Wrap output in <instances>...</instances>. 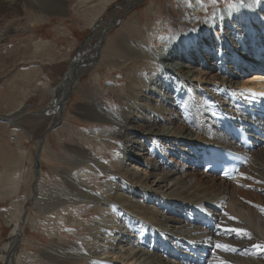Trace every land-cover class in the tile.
Returning <instances> with one entry per match:
<instances>
[{
	"label": "bare ground",
	"instance_id": "obj_1",
	"mask_svg": "<svg viewBox=\"0 0 264 264\" xmlns=\"http://www.w3.org/2000/svg\"><path fill=\"white\" fill-rule=\"evenodd\" d=\"M24 1L32 5L37 2L40 10L58 9L53 0H0V12L17 9ZM127 1L131 2L128 6L135 2ZM179 3L181 18L186 17V32L192 34L182 37L176 31L164 38L159 48H152L148 31L137 23L126 22L129 32L120 33L108 53L109 59L102 60L112 68H120L125 79L121 86L105 83L114 92L113 108L93 96L80 106L86 120L107 124L102 129L93 127L78 133L85 141L93 142L91 149L95 152L99 150L96 142L111 146L106 158L78 141L64 144L71 155L65 159L70 167L58 169L64 185L45 189L39 183L40 154L45 147L38 146V138V176L34 171L35 155L29 167L36 194L21 202L13 201L6 220L10 236L2 245L0 264H22L19 252L9 257L4 253L20 229L23 236L27 224H37L41 208L47 218L56 219L52 221L57 230L60 223L70 227L84 223L74 210L68 212L70 206L80 209L83 202L89 205L82 211L93 206L96 217L91 219L85 235L80 229L82 240L60 242L57 232L50 231L55 238L45 248L41 264H264V251L253 247L264 245V210H257L264 208L262 201L256 192L257 198L251 199L245 189L228 188L231 181L204 171L201 154L203 149L208 153L210 146L240 148L225 130L231 123L247 129V122L255 123L264 131V70L249 67L255 55H264V0H238L229 12L216 10L205 24L198 21L193 10L184 11L186 2ZM114 19V24L122 20ZM111 24L108 21L98 30L94 28L93 33L99 34L97 42L92 48L85 44L80 49L82 58L95 63L102 58L104 37ZM191 38L208 47L194 48ZM82 71L83 67L79 74ZM79 74L70 84L46 89V93L59 100L61 94L64 97L76 89ZM55 104L51 100L50 108L44 110V114L52 115L42 132L44 143L50 130L60 124L66 128V100L62 102L61 118ZM249 108L256 111L253 118L246 111ZM11 113L5 118L12 119ZM254 138L255 148L244 151L248 160L232 180L245 172L250 174L241 184L250 190L262 187L259 182L264 178V136L256 134ZM81 165L89 170L75 175L72 169ZM86 172H92L94 181H89ZM97 178L100 186L95 189ZM27 206L28 215L24 212ZM221 224L223 228L244 229L248 235L225 231L218 227ZM217 244L231 247L218 248ZM34 259L33 264H38V255Z\"/></svg>",
	"mask_w": 264,
	"mask_h": 264
},
{
	"label": "rangeland",
	"instance_id": "obj_2",
	"mask_svg": "<svg viewBox=\"0 0 264 264\" xmlns=\"http://www.w3.org/2000/svg\"><path fill=\"white\" fill-rule=\"evenodd\" d=\"M54 2L58 7L57 10L55 9L56 11L49 8L40 10L41 5L37 2H33L32 5L26 4L24 1V4H20L17 9L0 12V117L5 119L0 118V175H2L0 177V256L3 253L2 245L8 242V236H10L11 228L7 226L6 220L11 214L13 201L21 202L36 194V191H32L29 167L33 163L37 140L42 135L47 122L52 118V115L44 114V110H48L51 106V96L46 93V89H50L58 83L77 51L85 44H89L90 48L95 45L99 34L93 33L94 28L98 27L96 29L98 30L99 26H105L108 21L113 23L114 16L122 19L121 22L118 20V23L108 27L104 37V47L101 50L102 58L99 57L100 59L97 58L96 63L84 66L85 72L82 71L80 74L79 68L76 89L69 90L71 93L68 95L64 91L66 95L65 120L63 118L62 121L64 120L66 128L60 124L56 130H50L49 133L46 131L48 135L43 144L45 148L40 154L42 173L39 183L40 187L43 185L45 189L47 187L50 189L52 185H64L65 179L58 169L69 168L65 159L71 156L67 153L68 147H65L64 144L73 145L78 141L90 149L94 148L93 142L85 141L80 134L83 131H88L89 128L102 129L107 126L103 122L86 120L80 114V106L82 107L93 96L113 108L115 104L114 92L112 88L106 87L105 83L116 82L121 86V82L125 79L120 68V70L116 67L112 68L102 60L109 59V54L112 52L113 45L118 42L120 33L129 32V29H126L128 22L137 23L143 31H148L151 37L150 45L152 48H159L164 38L173 36L176 31L182 37L192 34L191 31L190 33L186 32L188 31L184 26L186 17L181 18L179 2H186L188 6H184V11L193 10L198 15V21L201 20L200 22L205 24L209 18H213L211 16H214L216 10L221 9L229 12L237 5L238 0H133L134 3L131 6H128L131 2L127 0H53L52 3ZM198 2L200 3L198 4ZM196 6L199 8L193 9ZM189 22L194 27L195 22H192L191 19ZM95 24L97 25L95 26ZM176 25H180V28ZM209 36L211 35L209 34ZM109 39L110 41L107 43ZM191 40V44L193 47L196 46L194 47L196 49L208 47L206 43H198L193 38ZM95 70L98 72L96 75L93 73ZM9 112H12L11 115H13L10 120L5 118L6 113ZM19 128L22 130L19 131ZM23 132L29 136V139L25 140V143H29V151H25L27 156L24 163L20 162L19 167L15 169L13 166H9L15 157L12 153V148L16 147L17 142L15 134H23ZM96 144L99 150L95 152L94 149H91L92 152L106 158L111 146L106 147L104 143L101 145L99 142ZM83 169L89 170L86 165L72 170L75 175H78L79 171L82 172ZM91 174L92 172H86L85 175L89 177V181H94L95 178ZM249 176L250 174L245 172L238 180L228 183V188L245 189L251 199L257 198L254 195L256 192L258 199L264 205V178L259 182L262 187L258 186L259 188L250 190L249 187L241 185L247 181ZM16 181L17 184L14 185ZM99 181L97 178L95 189L99 188ZM80 205V209L76 205L70 206L68 212L74 210L75 215L82 216L84 223L75 227L60 223L57 230L53 227V221L56 219L50 220L46 217L47 215H44L43 209H40L37 224L33 227L27 224L24 228L18 250L22 264H33L36 255H38V264L44 263L40 260L45 254V248L50 247L55 238V235L50 234V231L57 232L60 242L82 240V237L78 236L80 229L81 234L85 235L87 226L91 219H95L96 215L93 206L85 212L82 211L89 203L83 202ZM257 210L263 211L264 208L259 207ZM25 213L28 215L27 210ZM49 264L60 263L50 262Z\"/></svg>",
	"mask_w": 264,
	"mask_h": 264
},
{
	"label": "water",
	"instance_id": "obj_3",
	"mask_svg": "<svg viewBox=\"0 0 264 264\" xmlns=\"http://www.w3.org/2000/svg\"><path fill=\"white\" fill-rule=\"evenodd\" d=\"M112 23V22H111ZM114 24V23H112ZM111 24V25H112ZM97 24H95L96 26ZM92 34V33H91ZM80 51V50H79ZM79 51H77L74 55H73V58L70 60L69 62V66H68V69H67V72H65L64 76L62 77L61 81L56 84L55 86V90L60 88L61 86H65L66 83H71V79H74L76 73L78 72L79 68L81 67H84V66H87V65H91V63L93 64L94 61L89 59V58H82L79 54ZM63 89V92H64V88ZM70 92L68 91L66 95H68ZM65 95V96H66ZM63 97L62 94L59 96V100L58 99H52L54 103H56L55 105L58 107V109L60 110V118L62 116V113H63V107H62V102L64 100H66V97ZM43 134V133H42ZM44 136L41 135L40 136V140H39V144L38 146L39 147H42L44 142ZM39 148L37 147V150H36V154L34 156V160H35V167H34V171H35V175L38 176V170H39V162H38V154H39ZM27 208L25 207L24 208V211L26 212ZM25 219V216H23L21 219H20V224H22V222L24 221ZM21 230V229H20ZM18 231L17 235L15 236L14 238V242L11 244V247L8 249V251L6 253H4L6 255V257H9L10 254L13 252V254L17 253L18 250H19V245L21 243V237H22V232L21 231ZM23 238V237H22ZM10 259V258H9ZM8 259V260H9ZM7 260V261H8Z\"/></svg>",
	"mask_w": 264,
	"mask_h": 264
},
{
	"label": "crops",
	"instance_id": "obj_4",
	"mask_svg": "<svg viewBox=\"0 0 264 264\" xmlns=\"http://www.w3.org/2000/svg\"><path fill=\"white\" fill-rule=\"evenodd\" d=\"M18 130L20 131L22 129L19 128ZM18 133L15 134L17 135L15 139L17 141L16 147L12 148V153L15 157L14 160L9 165V166H13L15 169L19 167L18 165L20 162L24 163L27 156V153L25 151H29V143H25V140L29 139V136L27 135L26 132L25 133L23 132V134H18ZM0 177H2V175H0Z\"/></svg>",
	"mask_w": 264,
	"mask_h": 264
},
{
	"label": "snow or ice",
	"instance_id": "obj_5",
	"mask_svg": "<svg viewBox=\"0 0 264 264\" xmlns=\"http://www.w3.org/2000/svg\"><path fill=\"white\" fill-rule=\"evenodd\" d=\"M229 219H234L233 217H229ZM218 227H221L223 228V225H218ZM223 230L225 231H230V232H233V233H236L238 235H241V236H247V232L244 230V229H240V228H223ZM218 248H228V247H231L229 245H221V244H217L216 245ZM253 247L257 248L258 250H261V251H264V245H253Z\"/></svg>",
	"mask_w": 264,
	"mask_h": 264
}]
</instances>
